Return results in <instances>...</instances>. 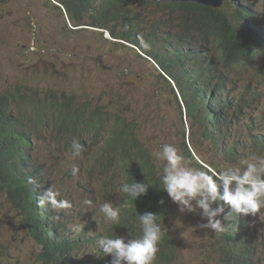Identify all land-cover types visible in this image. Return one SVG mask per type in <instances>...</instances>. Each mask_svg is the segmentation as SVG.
Here are the masks:
<instances>
[{
	"label": "rangeland",
	"instance_id": "rangeland-1",
	"mask_svg": "<svg viewBox=\"0 0 264 264\" xmlns=\"http://www.w3.org/2000/svg\"><path fill=\"white\" fill-rule=\"evenodd\" d=\"M228 1L223 7L234 11ZM246 1L254 8L255 26L264 30V0ZM57 4L54 0H0V94L19 86L30 93L39 91L40 99L44 100L46 93L55 90L56 93L74 94L80 105L82 102L89 103L93 109L102 107L111 126L117 119L115 116L126 118L135 129L138 142L150 152L161 176L164 162L159 161L155 153L165 143L172 144L181 153L183 143L179 109L155 71L156 68L162 73L161 69L133 45L123 41H118L123 46L116 45L114 42L117 41L109 32L88 26V19H83L82 26L76 27L64 9L61 11L54 6ZM142 5L137 9L143 17H164L163 13L158 16L154 8ZM178 24L176 18L170 27ZM260 62L247 63L230 73L229 90L233 101L241 102L243 112L233 125L228 141L233 145L242 144L240 155L230 159L224 150L215 148L211 138L205 139L197 132L196 140L203 145H197L193 150L202 163H214L220 169L242 167V159L264 156V150L259 152L253 139L263 133L264 128L250 130L254 122H264V74L257 73V69L262 68ZM166 77L175 88L172 79ZM185 117L183 115L185 128L190 130L193 124L189 120L186 122ZM105 127L109 131V127ZM105 143L104 134L99 133L97 140L88 139L85 143L88 149L83 148L81 155L75 157L71 150L38 140L34 143L32 156L36 166L44 168L43 188L51 187L59 193V200H67L72 205V210L53 209V217L62 224V237L75 240L86 228V235L73 258L88 264H111V256L105 255L94 239L111 233L112 237L130 239L142 235L141 228L123 230L119 227L122 218L117 223L107 221L99 211V205L104 202L118 208L122 196L120 185L127 178L126 171H119V161L110 166L99 162L98 150ZM73 168L78 169L75 174ZM139 168L136 164L132 170L142 172ZM104 180L110 181L106 195L103 194ZM171 205L161 229L167 231L173 243V264H222L223 232L200 227L205 221L199 211L181 213L176 203L171 201ZM74 224L81 226L78 233L70 228ZM241 238L247 240L242 245L244 249L255 253L252 264H264V212L259 211L247 222ZM42 249L23 224L16 206L1 189L3 264H42L39 259Z\"/></svg>",
	"mask_w": 264,
	"mask_h": 264
},
{
	"label": "trees",
	"instance_id": "trees-1",
	"mask_svg": "<svg viewBox=\"0 0 264 264\" xmlns=\"http://www.w3.org/2000/svg\"><path fill=\"white\" fill-rule=\"evenodd\" d=\"M54 1L58 3L54 6L61 11L64 9L76 27L82 26L83 19H88V26L109 32L117 41L114 42L116 45L123 46L118 41L131 44L155 61L162 71L155 68L157 77L169 90L180 112L183 127L181 153L187 166L220 170L216 164H204L196 156L193 149L203 145L196 140L197 132L205 139L211 138L215 148L224 150L230 159L240 155L242 144L233 145L228 141L233 125L237 124L243 112L241 102L236 104L230 93V73L233 69L245 67L247 63L261 61L262 68L257 69V73L260 76L264 74V30L255 26V12L250 3L246 0H229L228 5L235 8L232 11L224 7L215 9L156 0ZM141 4L154 8L158 16L163 13L164 17H143L137 9ZM176 18L179 24L170 27ZM166 75L174 82L175 89ZM58 92L50 90L44 95V100L40 99L39 91L30 93L19 86L0 94V184L16 206L23 224L43 247L39 258L42 264H88L73 258L74 251L86 235V228L75 240L64 238L60 230L62 224L53 217V209L38 205V197L46 189L43 188L44 168L36 166L32 160L36 141H46L58 148L71 150L72 140L82 139L80 143L84 149H88L85 145L88 139L97 140L99 133L104 134L106 143L98 150L103 161L99 159V162L110 166L119 161V171L127 172L124 184H131L135 180L153 186L146 195L134 200L121 191L120 185L122 196L118 201L121 203L118 210L122 222L119 227L123 230L141 228L136 219L138 212L159 214L158 223L161 226L172 207V200L161 190L155 162L150 152L138 142L135 129L126 118L115 116L117 119L111 126L106 112L104 115L101 111L102 107L93 109L89 103L82 102L80 105L74 94ZM183 115H186V122L189 120L193 124L190 130L185 128ZM33 117H37V120ZM105 126L109 127V131ZM256 127L263 128L264 122H254L250 130ZM49 132L54 134L49 136ZM253 139L258 151L262 152L264 132ZM136 164L142 172L132 170ZM109 183L108 180L102 183L103 188L106 187L104 195L108 193ZM224 207V214L217 217L224 225L222 264H252L255 253L234 243V239L235 233L247 229L246 218L252 220L253 216L240 215L237 218L233 213L224 220L223 216L230 211L229 206ZM260 211L264 212V208ZM165 232L162 231L154 264L174 263V246ZM0 264H3L1 250Z\"/></svg>",
	"mask_w": 264,
	"mask_h": 264
},
{
	"label": "clouds",
	"instance_id": "clouds-1",
	"mask_svg": "<svg viewBox=\"0 0 264 264\" xmlns=\"http://www.w3.org/2000/svg\"><path fill=\"white\" fill-rule=\"evenodd\" d=\"M264 128V127H263ZM72 155L79 157L83 152V145L73 139L70 145ZM159 161L164 162L160 183L169 198L179 206L181 213L199 211L201 219L205 221L200 227L214 232L223 231L224 225L218 216L224 214L225 205L230 211L223 216L227 220L231 214L238 218L240 215H252L264 208V156L252 155L242 159V167L228 166L220 170H204L187 166L185 157L172 144L161 145L155 153ZM78 169L73 168L75 174ZM153 187L146 182L134 180L131 184H123L121 191L134 200L146 195ZM58 192L47 188L38 197L40 207L50 206L52 209L67 210L72 207L67 200H58ZM164 203L163 200L160 201ZM213 205H216L213 207ZM99 211L107 221L117 223L119 210L110 202L99 205ZM142 235L136 239L122 236L112 238L102 235L97 243L105 255L111 256V264H154L162 238V229L158 223L159 215L145 212L137 216ZM246 222H250L249 217ZM241 223V222H240ZM71 230L78 233L80 225H71ZM241 231L235 233L234 243L243 245L245 238H239Z\"/></svg>",
	"mask_w": 264,
	"mask_h": 264
},
{
	"label": "water",
	"instance_id": "water-1",
	"mask_svg": "<svg viewBox=\"0 0 264 264\" xmlns=\"http://www.w3.org/2000/svg\"><path fill=\"white\" fill-rule=\"evenodd\" d=\"M158 2H180L220 9L228 0H156Z\"/></svg>",
	"mask_w": 264,
	"mask_h": 264
},
{
	"label": "bare ground",
	"instance_id": "bare-ground-1",
	"mask_svg": "<svg viewBox=\"0 0 264 264\" xmlns=\"http://www.w3.org/2000/svg\"><path fill=\"white\" fill-rule=\"evenodd\" d=\"M55 3H56V1H55ZM262 59H263V58H262ZM255 62H256V61H255ZM244 64H245V63H244ZM240 68H241V67H240ZM242 68H243V67H242ZM242 68H241V69H242ZM234 77H235V76H234ZM172 82H173V81H172ZM173 84H174V83H173ZM174 89H175V88H174ZM177 92H178V91H177ZM180 98H181V97H180ZM179 100H180V99H179ZM183 106H184V105H183ZM185 106H186V105H185ZM41 107H42V106H41ZM39 111H40V110H39ZM184 111H185V110H184ZM37 112H38V111H37ZM37 112H35V113H37ZM37 114H38V113H37ZM43 114H44V112H43ZM31 115H32V113H31ZM35 115H36V114H35ZM40 116H41V114H40ZM39 118H40V117H39ZM39 118H38V119H39ZM123 118H124V117H123ZM185 118H186V117H185ZM24 119H25V118H24ZM33 119L37 120V117H36V118L33 117ZM40 119H41V118H40ZM40 119H39V120H40ZM35 120H34V121H35ZM29 121H30V120H29ZM35 123H36V121H35ZM24 124H25V123H24ZM43 125H44V124H43ZM32 127H33V126H32ZM34 127H35V125H34ZM25 129H26V128H25ZM38 130H39V129H38ZM193 147H194V146H193ZM193 147H192V148H193ZM198 159H199V158H198ZM6 163H7V162H6ZM0 190H1V189H0ZM88 197H89V195H88ZM58 200H59V199H58ZM9 201H10V200H9ZM132 201H133V200H132ZM90 202H91V201H90ZM124 202H125V201H124ZM134 202H135V201H134ZM132 203H133V202H132ZM122 204H123V203H122ZM84 206H85V205H84ZM136 208H137V207H136ZM141 208H142V207H141ZM166 208H167V207H166ZM168 208H169V207H168ZM69 210H72V209H69ZM60 211H61V210H60ZM60 211H59V212H60ZM65 211H66V210H65ZM138 211H139V210H138ZM162 211H163V210H162ZM63 212H64V211H63ZM135 213H136V212H135ZM138 213H139V212H138ZM133 215H134V214H133ZM158 215H159V214H158ZM75 217H76V216H75ZM159 217H160V216H159ZM129 218H130V217H129ZM166 226H167V225H166ZM167 227H168V226H167ZM164 230H165V229H164ZM166 233H167V232H165V234H166ZM171 233H172V232H171ZM53 234H54V233H53ZM168 234H169V233H168ZM162 236H163V235H162ZM166 236H167V235H166ZM164 238H165V237H164ZM173 238H174V237H173ZM167 239H168V238H167ZM171 239H172V238H171ZM164 240H165V239H164ZM173 241H174V239H173ZM171 243H172V242H171ZM160 246H161V245H160ZM223 252H224V251H223ZM160 253H161V252H160ZM172 256H173V255H172ZM172 256H171V253H170V257H171V258H172ZM223 256H224V255H223ZM170 257H169V258H170ZM174 258H175V257H174ZM172 259H173V258H172ZM221 259H222V258H221ZM255 260H256V259H255ZM167 262H168V261H167Z\"/></svg>",
	"mask_w": 264,
	"mask_h": 264
}]
</instances>
